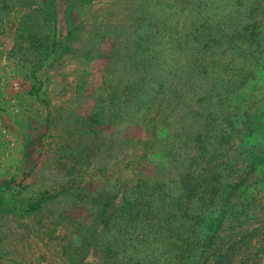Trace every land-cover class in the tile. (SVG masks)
Returning a JSON list of instances; mask_svg holds the SVG:
<instances>
[{"label":"trees","instance_id":"obj_1","mask_svg":"<svg viewBox=\"0 0 264 264\" xmlns=\"http://www.w3.org/2000/svg\"><path fill=\"white\" fill-rule=\"evenodd\" d=\"M168 7L186 13L181 24L164 11ZM38 9L45 24L55 27L54 0L43 1ZM130 18L131 67L102 84L96 96L109 98L114 122L162 123L163 138L142 141L141 151L134 146L130 155L137 162L151 154L165 164L155 175H137L128 188L116 190L112 198L121 194L111 212L104 210L108 197H101L94 212L100 238L91 221L82 228V246L93 241L101 247L99 264H259L263 243L254 252L241 250L264 234L263 220L257 227L247 225L256 219V200L246 183L248 174L255 175L257 191L264 194V111L259 105V95L264 96V0H139ZM35 44L45 54L53 51L55 41L38 38ZM197 87H202L200 94ZM253 89L257 107L242 108ZM188 91L197 102L190 114L179 108ZM230 98L233 104L227 103ZM104 111L102 105L94 107L89 122ZM191 115L206 117L205 138L198 133L196 139ZM213 125L217 128L210 134ZM235 136L243 148L245 177L236 175L234 158L226 154ZM208 137L222 150L209 149ZM163 140L168 148L161 150L156 144ZM196 161L201 168L195 171ZM162 173L169 176L162 178ZM42 197L38 194L26 210L37 209Z\"/></svg>","mask_w":264,"mask_h":264},{"label":"rangeland","instance_id":"obj_2","mask_svg":"<svg viewBox=\"0 0 264 264\" xmlns=\"http://www.w3.org/2000/svg\"><path fill=\"white\" fill-rule=\"evenodd\" d=\"M43 1L49 0H0V264H99L101 247L90 239L82 246L80 236L91 221L94 236L99 235L94 212L101 197H108L104 210L111 212L121 194L112 198L116 190L128 188L137 175H155L157 167L165 164L151 154L137 162L130 155L134 148L141 151L142 141L162 139V123H131L128 118L114 122L109 98L96 96L102 84L131 67L130 14L139 0H54L53 28L39 12ZM168 9L164 11L175 14L181 24L186 13ZM152 11L156 13L157 7ZM38 38L54 40L53 51L41 53L35 47ZM183 63L180 58L181 68ZM201 89H195L197 94ZM192 94L188 91L180 97L179 108L188 112L197 108ZM259 97L264 111V96ZM257 99L253 89L242 108L257 107ZM101 105L104 113L91 124L92 109ZM201 111L206 113L204 108ZM191 119L196 139L198 133L205 138L206 117L191 115ZM165 141L156 146L168 148ZM206 142L209 149L223 148L212 138ZM230 142L226 154L234 158L236 175L243 177V148L238 136ZM215 152L214 161L219 159ZM200 162L196 161L195 171ZM257 178L248 174L246 181L256 200V221L244 225L254 227L259 220L264 222V194L257 191ZM38 194L43 195L40 205L26 210ZM259 243H263L259 264H264V234L241 254L254 252Z\"/></svg>","mask_w":264,"mask_h":264}]
</instances>
